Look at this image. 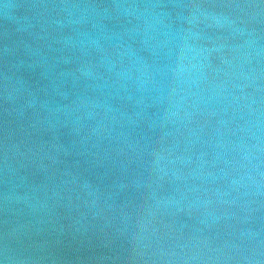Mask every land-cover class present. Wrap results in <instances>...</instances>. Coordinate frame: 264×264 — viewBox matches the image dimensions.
<instances>
[{
  "label": "water",
  "instance_id": "95a60500",
  "mask_svg": "<svg viewBox=\"0 0 264 264\" xmlns=\"http://www.w3.org/2000/svg\"><path fill=\"white\" fill-rule=\"evenodd\" d=\"M0 264H264V0H0Z\"/></svg>",
  "mask_w": 264,
  "mask_h": 264
}]
</instances>
